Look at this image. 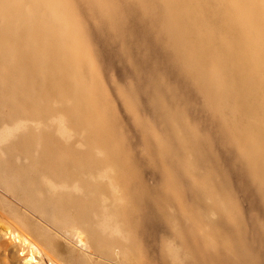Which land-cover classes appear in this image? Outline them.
Wrapping results in <instances>:
<instances>
[{"label":"bare ground","instance_id":"6f19581e","mask_svg":"<svg viewBox=\"0 0 264 264\" xmlns=\"http://www.w3.org/2000/svg\"><path fill=\"white\" fill-rule=\"evenodd\" d=\"M0 264H264V0H0Z\"/></svg>","mask_w":264,"mask_h":264},{"label":"rangeland","instance_id":"374dc122","mask_svg":"<svg viewBox=\"0 0 264 264\" xmlns=\"http://www.w3.org/2000/svg\"><path fill=\"white\" fill-rule=\"evenodd\" d=\"M92 27L95 26L94 22L90 24ZM115 47H118L120 43H115ZM100 65L102 68V74L104 78V83L108 89L109 95L113 102L115 112L119 118L120 126L124 133L127 141V146L129 152L137 157L141 163L142 178L148 184H160L163 181V176L161 172L154 166H152L147 159V154L145 151V142L142 134L135 124L134 117L127 104L121 95V89L128 86L132 80V73L128 65H126L122 60L115 59L112 62H107L106 60L101 61ZM146 115H148L146 113ZM157 133H160V128L156 125ZM133 152V153H132ZM236 190L239 197V203L242 206L246 214H249L253 209L250 207V201L246 193L239 188L236 184ZM254 211V210H253ZM149 249L154 252V254H160L161 249L165 245H176L177 240L173 236L172 232L167 228L162 227L155 238H148Z\"/></svg>","mask_w":264,"mask_h":264}]
</instances>
